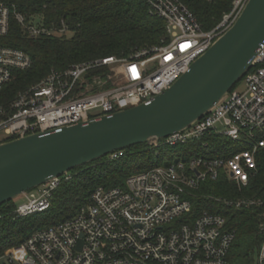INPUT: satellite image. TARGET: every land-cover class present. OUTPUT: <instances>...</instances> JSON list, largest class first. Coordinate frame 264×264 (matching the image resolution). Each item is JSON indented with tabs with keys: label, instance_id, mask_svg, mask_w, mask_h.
<instances>
[{
	"label": "built area",
	"instance_id": "obj_1",
	"mask_svg": "<svg viewBox=\"0 0 264 264\" xmlns=\"http://www.w3.org/2000/svg\"><path fill=\"white\" fill-rule=\"evenodd\" d=\"M146 1L151 13L166 22L167 35L159 45L137 49L127 57L110 56L53 69L9 103H0V143L154 101L234 24L248 0H233L232 9L209 30L182 0ZM12 18L33 38L69 33L64 21L61 26L39 24L0 0V91L16 71L32 66L27 52L5 43ZM240 82L241 88H232L187 129L150 141L171 147L200 143V147H190L189 157L134 173L124 186H98L73 217L34 231L1 255L0 264H229L235 231L227 227L221 213L205 210L196 215L191 197L205 183L229 182L241 191L260 174L264 46ZM215 139L222 143L218 149H214ZM121 155L118 150L108 156L117 159ZM72 178L70 171L37 187L36 192L25 193L13 218L49 210L53 193ZM213 199L236 208L263 209L262 242L255 264H264V187L260 195ZM4 217L0 211V221Z\"/></svg>",
	"mask_w": 264,
	"mask_h": 264
},
{
	"label": "trees",
	"instance_id": "obj_2",
	"mask_svg": "<svg viewBox=\"0 0 264 264\" xmlns=\"http://www.w3.org/2000/svg\"><path fill=\"white\" fill-rule=\"evenodd\" d=\"M4 1L23 13L27 20L48 26H61L64 21L69 33L33 38L12 18L5 43L27 52L31 56L32 66L15 72L13 80L0 91V103H9L19 91L53 69L64 70L75 63L110 56L127 57L137 49L159 45L167 35L165 20L151 13L146 0ZM182 2L194 12L206 30L215 27L233 6V0ZM105 70L103 68L97 72ZM225 141L222 142L227 143ZM195 144L201 146L198 142ZM213 144L214 149H218L222 143L215 139ZM197 146H157L145 142L122 150V155L117 159L105 156L91 161L72 171L73 178L53 193L51 207L44 213L14 219L16 204L13 200L4 203L0 206V211L5 215L0 221V256L23 243L43 225L55 224V219L63 218V221L73 217L98 186H124L128 176L161 165L164 161L166 165L180 157L187 158L190 147ZM163 152L168 153L166 159L162 157ZM259 166L260 174L242 193L235 186H229V182L205 183L191 197L196 215L205 210L221 213L227 218V227L235 231V240L228 256L229 264H255L262 242L260 222L263 209L236 208L213 198L230 194L235 197L260 195L264 187V163L260 162ZM228 187L234 192L227 191ZM40 215L45 217L41 219Z\"/></svg>",
	"mask_w": 264,
	"mask_h": 264
},
{
	"label": "water",
	"instance_id": "obj_3",
	"mask_svg": "<svg viewBox=\"0 0 264 264\" xmlns=\"http://www.w3.org/2000/svg\"><path fill=\"white\" fill-rule=\"evenodd\" d=\"M263 46L264 0H248L234 24L154 101L0 143V206L114 151L187 129L241 81Z\"/></svg>",
	"mask_w": 264,
	"mask_h": 264
},
{
	"label": "rangeland",
	"instance_id": "obj_4",
	"mask_svg": "<svg viewBox=\"0 0 264 264\" xmlns=\"http://www.w3.org/2000/svg\"><path fill=\"white\" fill-rule=\"evenodd\" d=\"M241 82L240 83H238L237 84V87L238 88H241ZM153 144V143H152ZM167 152H163L162 153V157H163V159H166L167 158ZM162 163H164V164H162ZM161 163V165H165V161L164 162H162ZM129 177V176H128ZM127 177V178H128ZM127 180V179H126ZM36 190H37V188H35V189H33V190H31V191H33V192H36ZM245 189H241V191L240 190H238L240 193H242L243 191H244ZM197 191V190H196ZM32 192V193H33ZM237 196V195H236ZM240 196H242V195H240ZM25 199H26V197H25V195H21V196H19V197H17V198H15L13 201H14V203L17 205V204H19V203H21V202H23V201H25ZM45 217V215H40V218L41 219H43ZM63 218H61V219H55V222L56 223H58V222H60L61 220H62ZM58 220V221H57ZM54 222V221H53ZM48 224H50V223H48ZM48 224H46V225H43L42 226V228H46V227H48ZM50 226V225H49Z\"/></svg>",
	"mask_w": 264,
	"mask_h": 264
}]
</instances>
